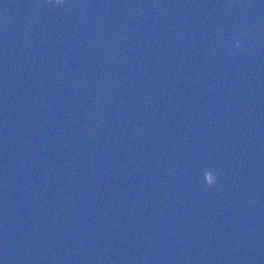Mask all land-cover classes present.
<instances>
[{"label":"water","instance_id":"1","mask_svg":"<svg viewBox=\"0 0 264 264\" xmlns=\"http://www.w3.org/2000/svg\"><path fill=\"white\" fill-rule=\"evenodd\" d=\"M0 264H264V0H0Z\"/></svg>","mask_w":264,"mask_h":264},{"label":"clouds","instance_id":"2","mask_svg":"<svg viewBox=\"0 0 264 264\" xmlns=\"http://www.w3.org/2000/svg\"><path fill=\"white\" fill-rule=\"evenodd\" d=\"M55 3L62 4L63 0H55ZM233 40H234V45H233L234 47L240 48L242 46L238 36L234 35ZM216 179H217L216 174L212 170L206 169L203 172V182L205 184L211 186L216 182Z\"/></svg>","mask_w":264,"mask_h":264}]
</instances>
